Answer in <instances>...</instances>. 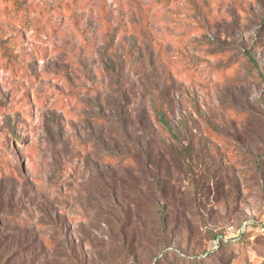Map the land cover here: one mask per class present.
<instances>
[{"label": "rangeland", "instance_id": "obj_1", "mask_svg": "<svg viewBox=\"0 0 264 264\" xmlns=\"http://www.w3.org/2000/svg\"><path fill=\"white\" fill-rule=\"evenodd\" d=\"M246 51L264 73V0H0V231L15 262L45 264L34 249L64 238L78 264H264L263 237L234 242L264 224V82ZM164 96L169 129L151 111ZM116 146L141 167L112 165ZM125 198L142 200L133 221ZM219 234L234 243L216 250Z\"/></svg>", "mask_w": 264, "mask_h": 264}, {"label": "trees", "instance_id": "obj_2", "mask_svg": "<svg viewBox=\"0 0 264 264\" xmlns=\"http://www.w3.org/2000/svg\"><path fill=\"white\" fill-rule=\"evenodd\" d=\"M245 55L248 58L249 62L254 67V69L257 70V73L259 74L260 78L264 82V73H263V69L261 67L260 62L251 53H248L247 51ZM172 74L173 72H170V74H168L167 81L171 79ZM165 88H166V98H167V92L170 91V88L169 87H165ZM151 111L157 115L158 122L161 124V127L163 126L165 129H169L167 119H166L168 108H167V100H165V96L160 99V102L158 104H155L154 102L151 103ZM122 113L123 112H121L120 114ZM147 113L148 111L145 108H143L140 112V116H142V119L141 117L138 118L139 119L138 122H140L139 124L140 128L145 132H148L149 130L154 129L153 123H151L153 122L151 120V116L149 118V116H147ZM122 128L126 130L125 126H123ZM138 145L141 146L140 144ZM116 147L117 148L115 150L109 151L107 154L109 161L110 163H112V165H115L117 168H123V169H129L128 167H133V166L137 168L141 167L140 164H142L143 161L140 159V157L136 153L130 152V151L119 152V146H116ZM162 158L163 157L161 155L158 156V160L162 161L163 160ZM256 159H259V160L264 159V146H263V149L256 154ZM147 161H149V159H146L144 162L147 163ZM124 165L125 167H122ZM134 183L136 184L137 188H139V185H141L140 181L137 179H135ZM128 185L129 184L122 183V187L124 188L128 187ZM140 201L142 200L125 198L123 202L124 204L123 209H121L124 215L123 217L124 220L133 221V214L131 211V207L134 206L135 208H138L140 206ZM156 210H157V215L159 218L160 228L164 230L166 226V212L167 211L161 205H158L156 207ZM139 217H138V221H139ZM224 236L225 234H219L214 240V242L216 241V246H215L216 250H218L223 245H228L234 242L239 243L246 239L255 238L256 236H260L264 238V232L258 231L254 225L252 227V225L250 224L249 227L245 228L244 232H241L238 235L237 239L234 242L227 241L224 238ZM10 240L13 241L11 237L6 236V235L4 236V234L0 231V264H12V263L25 264L23 259L20 260V262H15V260L20 259V257L18 258V255L16 253L18 251H16V249H13V247L11 246ZM37 249L41 253V254L39 253V257L41 255L42 259L44 258V260L46 261L45 264H72L71 261H74L75 264H78L72 258L71 254L68 252V241L64 238H61V246L58 247V249H60L61 252L60 251L58 252L56 248L54 249L55 253L53 254L52 250L45 243L40 244V247L35 248L34 250L37 251ZM23 253H24V250L22 254ZM50 253H52V255ZM180 256L182 257L184 255L180 254ZM205 257L204 258L202 257V258L205 259Z\"/></svg>", "mask_w": 264, "mask_h": 264}, {"label": "built area", "instance_id": "obj_3", "mask_svg": "<svg viewBox=\"0 0 264 264\" xmlns=\"http://www.w3.org/2000/svg\"><path fill=\"white\" fill-rule=\"evenodd\" d=\"M245 228H246V226H244V229H242V232H244ZM261 231L264 232V224H262V226H261Z\"/></svg>", "mask_w": 264, "mask_h": 264}]
</instances>
